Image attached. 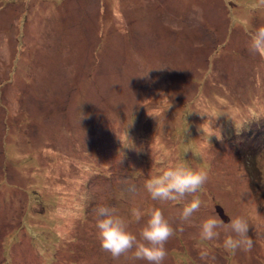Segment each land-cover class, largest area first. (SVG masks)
<instances>
[{"label":"rangeland","instance_id":"rangeland-1","mask_svg":"<svg viewBox=\"0 0 264 264\" xmlns=\"http://www.w3.org/2000/svg\"><path fill=\"white\" fill-rule=\"evenodd\" d=\"M259 26L261 0H0V264H146L101 249L94 210L178 217L144 182L179 161L209 179L164 264H264ZM217 205L249 218L251 251L200 240Z\"/></svg>","mask_w":264,"mask_h":264},{"label":"clouds","instance_id":"clouds-1","mask_svg":"<svg viewBox=\"0 0 264 264\" xmlns=\"http://www.w3.org/2000/svg\"><path fill=\"white\" fill-rule=\"evenodd\" d=\"M247 48L250 54L264 57V26H259L252 32ZM165 108H171V104L168 103ZM164 110L160 114L163 115ZM148 114L154 117L153 114ZM202 130L204 131L203 128ZM213 134L220 138L217 130L211 127V119H208L207 136ZM208 179L209 174L205 168H193L186 162L179 161L166 165L159 173L145 180L144 189L152 201L183 204L176 218L166 216L163 209L155 205L150 209L133 207L128 216L122 215L115 207L98 205L94 210L95 228L101 249L116 261L125 257L133 262L164 264L168 256L166 245L176 231L173 226L175 220L189 222L200 210L202 201L196 193L202 190ZM187 197L192 198L186 199ZM83 199H88L86 194ZM133 223L141 225L138 235L130 230ZM250 225L246 215L231 217L227 223L218 214L209 215L199 225V238L202 241H214L225 232L227 235L223 239V248L226 251L233 255L238 251L249 252L254 246L253 237L249 235ZM209 256L207 249L200 253L202 260Z\"/></svg>","mask_w":264,"mask_h":264},{"label":"water","instance_id":"water-1","mask_svg":"<svg viewBox=\"0 0 264 264\" xmlns=\"http://www.w3.org/2000/svg\"><path fill=\"white\" fill-rule=\"evenodd\" d=\"M215 209L217 211V213L219 214V216L223 219V220H227L228 218L223 214V210L221 208L220 205L215 206Z\"/></svg>","mask_w":264,"mask_h":264},{"label":"flooded vegetation","instance_id":"flooded-vegetation-1","mask_svg":"<svg viewBox=\"0 0 264 264\" xmlns=\"http://www.w3.org/2000/svg\"><path fill=\"white\" fill-rule=\"evenodd\" d=\"M219 215V214H218Z\"/></svg>","mask_w":264,"mask_h":264}]
</instances>
